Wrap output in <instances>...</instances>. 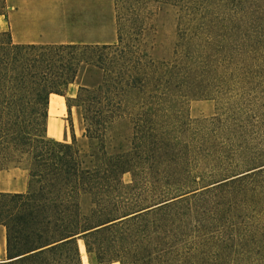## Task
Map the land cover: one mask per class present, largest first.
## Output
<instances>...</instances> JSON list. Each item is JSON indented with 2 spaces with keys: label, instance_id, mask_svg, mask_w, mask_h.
Masks as SVG:
<instances>
[{
  "label": "rangeland",
  "instance_id": "rangeland-1",
  "mask_svg": "<svg viewBox=\"0 0 264 264\" xmlns=\"http://www.w3.org/2000/svg\"><path fill=\"white\" fill-rule=\"evenodd\" d=\"M177 1L6 0L0 30L19 44L114 43L118 19L119 28L137 34V51L158 64L162 77L150 99L126 95L122 122L93 131L101 145L91 141L89 148L72 99L81 83L98 77L81 70L64 93L71 100L69 114L58 115L55 101L62 100L49 96V134L64 133L59 140L46 137L70 143L75 138L85 160L90 150L92 160L100 149L108 155L125 152L130 171L112 177L119 180L115 190L122 197L139 194L149 201L161 189L170 197L181 195L172 213L183 225L173 233L175 243L184 247L185 264H225L230 259L264 264V159L241 162L257 139L264 140V51L242 49L245 26L239 16L226 12L228 6L234 9L230 0L185 6ZM2 167L18 171L14 179L28 189L25 161ZM83 244H77L80 261L92 264ZM221 247L229 251L220 253ZM5 258L2 241L0 260Z\"/></svg>",
  "mask_w": 264,
  "mask_h": 264
},
{
  "label": "trees",
  "instance_id": "trees-1",
  "mask_svg": "<svg viewBox=\"0 0 264 264\" xmlns=\"http://www.w3.org/2000/svg\"><path fill=\"white\" fill-rule=\"evenodd\" d=\"M178 1L183 6L205 3ZM230 3L234 9L228 6L226 12L245 26L242 49L264 51V0ZM5 8L6 0H0V16ZM119 27L117 19L116 41L110 44H19L0 30V169L6 162L25 161L29 179L24 194L0 192L6 255L0 264H82L80 240L92 264H185L184 247L175 243L173 233L183 225L172 213L181 195L170 197L161 189L149 201L139 194L122 197L115 190L120 182L112 177L130 171L125 152L108 155L100 149L92 160L90 150L85 160L75 138L57 142L45 135L49 96H64L81 70L98 77L81 83L72 99L89 148L91 141L101 145L93 131L122 122L126 95L150 99L154 84L162 81L158 64L140 56L137 34ZM70 101L65 98L67 114ZM255 145L259 148L252 146L241 159L244 165L264 159V140ZM226 250L221 247L220 253ZM225 264L238 263L230 259Z\"/></svg>",
  "mask_w": 264,
  "mask_h": 264
},
{
  "label": "crops",
  "instance_id": "crops-1",
  "mask_svg": "<svg viewBox=\"0 0 264 264\" xmlns=\"http://www.w3.org/2000/svg\"><path fill=\"white\" fill-rule=\"evenodd\" d=\"M34 43V42H33ZM39 43H49V42H39ZM57 43H87V42H75V41H70V42H57ZM90 43H97V44H110V43H113V41H110V42H90ZM67 90V89H66ZM68 97V95H65V96H57L59 99L58 100H62V101H55L58 103L59 107H58V111H57V114L62 116L67 110L65 108V106L63 105L64 103V98L65 97ZM71 95H69L70 97ZM50 111V108L49 110ZM55 111V109H54ZM54 114V112H53ZM49 116L47 118V136L50 138V139H53V140H59L61 139L64 131L63 129H61V131L59 133H55L53 137L50 136V125H49ZM62 121V120H61ZM22 174H24L22 172ZM19 175V172L18 171H2L0 170V192L3 193V194H12V193H25L26 192V189L27 187L24 186V183L22 184V182H20L19 184H17L16 180L14 179L15 176H18ZM22 176V175H21ZM4 240H5V231L2 227H0V242L3 241L4 243Z\"/></svg>",
  "mask_w": 264,
  "mask_h": 264
},
{
  "label": "water",
  "instance_id": "water-1",
  "mask_svg": "<svg viewBox=\"0 0 264 264\" xmlns=\"http://www.w3.org/2000/svg\"><path fill=\"white\" fill-rule=\"evenodd\" d=\"M158 206V205H157ZM156 207V206H155ZM144 211V210H143ZM143 211H141V212H143Z\"/></svg>",
  "mask_w": 264,
  "mask_h": 264
}]
</instances>
